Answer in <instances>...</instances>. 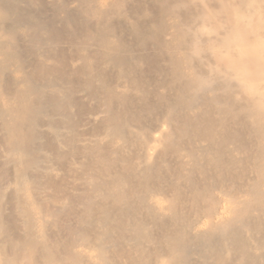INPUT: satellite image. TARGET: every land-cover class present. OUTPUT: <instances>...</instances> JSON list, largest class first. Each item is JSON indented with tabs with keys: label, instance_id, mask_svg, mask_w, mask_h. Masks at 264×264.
Listing matches in <instances>:
<instances>
[{
	"label": "bare ground",
	"instance_id": "1",
	"mask_svg": "<svg viewBox=\"0 0 264 264\" xmlns=\"http://www.w3.org/2000/svg\"><path fill=\"white\" fill-rule=\"evenodd\" d=\"M0 264H264V0H0Z\"/></svg>",
	"mask_w": 264,
	"mask_h": 264
}]
</instances>
